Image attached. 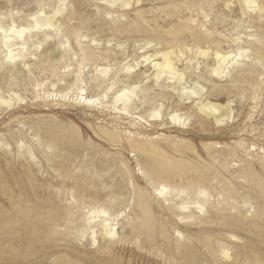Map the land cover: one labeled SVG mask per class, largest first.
<instances>
[{"label": "rangeland", "instance_id": "obj_1", "mask_svg": "<svg viewBox=\"0 0 264 264\" xmlns=\"http://www.w3.org/2000/svg\"><path fill=\"white\" fill-rule=\"evenodd\" d=\"M60 1L64 3L61 6ZM105 1L0 0V264H45L38 257L14 255L31 250L35 241L37 247L48 248L42 237L50 236V225L70 212L69 206L76 213L72 211L71 220L62 221L61 233L50 236L61 240L48 246L72 252V262L80 257L92 262V254L104 242L98 237L93 245L89 231L84 239L78 232L79 224H85L81 215L84 217L98 199L113 204L111 211L121 209L124 213L117 227L119 236L126 235V239L108 243L114 258L121 257L125 264H185L181 259H169L166 252L157 253L161 250L156 246V250H149L150 241L145 236L134 237L133 227L142 220L135 198L139 192L152 203L157 227L162 221L168 222L173 246L189 243L199 252L200 264H264V212H258L259 208L264 210V193L260 191L264 186V0H255L258 9L248 8L241 0H133V5L124 7ZM58 5L62 8L59 15L55 11ZM36 13L55 15L61 34L52 27L28 32L24 56L9 61L2 31L13 23L27 25ZM46 31L52 36L46 37ZM239 48L248 50L247 56L227 67L229 75L214 73L220 67L216 52L237 54ZM199 49H208L209 53L202 55ZM259 50L262 55H258ZM165 51L175 52V65L185 73L184 86L176 91L171 75L157 81L152 67L153 61L163 60L155 54ZM147 54L155 57L147 60ZM105 69V81L98 85L96 80ZM80 76L85 78L83 83ZM195 84L203 88L201 95L187 93L182 97L181 90L186 86V92H191ZM132 87L145 100L136 101L132 115L124 114L112 105L113 98ZM83 94L100 101L87 105ZM205 102L229 104L232 118L218 123L214 116L199 110V104ZM161 105L162 117L152 118L154 108ZM170 113L186 116V125L171 121ZM101 129L153 140L159 149L154 158L161 168L184 176L183 183L176 178L168 185L185 188L184 192L168 191L162 196L158 188L163 182L145 170L146 154L132 151L127 143H112L100 134ZM49 140L61 142L62 146H57H61L57 149L60 153L48 147ZM63 143L74 144L83 152L71 156ZM107 162L110 171L100 179L93 175L92 169ZM55 165L66 168L58 174ZM83 171L88 172L85 181ZM198 176L204 180H196ZM188 180L198 182L189 185ZM112 187L120 192L114 201L108 196ZM198 202L204 206L203 212ZM180 203L187 209H181ZM197 211L207 223L190 216H198ZM219 211L221 218L215 220L214 214ZM135 212L139 213L136 217ZM234 215L243 221L227 222ZM19 219L26 220L34 234L24 227H16V233L11 234ZM69 228L71 234L64 235L62 232ZM202 233L213 239L214 253L196 238ZM161 238L156 235L159 246L163 245ZM224 250L230 253L228 258Z\"/></svg>", "mask_w": 264, "mask_h": 264}, {"label": "bare ground", "instance_id": "obj_2", "mask_svg": "<svg viewBox=\"0 0 264 264\" xmlns=\"http://www.w3.org/2000/svg\"><path fill=\"white\" fill-rule=\"evenodd\" d=\"M65 1V0H64ZM103 1V0H102ZM105 1V0H104ZM107 1V2H106ZM105 2L106 3H109V4H112V5H121V6H129V5H133L136 1L133 2V0H106ZM242 2H244L245 5H247L248 8L250 9H253V8H257L259 3H257V1L255 0H241ZM138 2V1H137ZM139 3V2H138ZM63 1H60L59 2V5H63ZM59 5H58V8H56L57 10L56 13H61L60 11H62L61 7L59 8ZM262 6V5H261ZM203 8V7H202ZM65 9V8H64ZM258 9V8H257ZM261 9V8H260ZM263 9V8H262ZM45 12L44 10H42V13ZM256 13V12H255ZM41 14V13H40ZM208 15V14H207ZM60 20V19H59ZM58 20V21H59ZM28 24L27 25H24L22 27H19L17 24L13 23L12 26L8 29V30H3L2 32V36H1V41L3 42V46L4 48H6L7 50V59L9 61H14L18 58H21L22 56H24V50L27 49V46L29 45V41L28 39L26 38V34L28 32H32V31H37V30H49L51 27L53 28V31L57 34H61V25L60 23L56 22V16H47V17H43V14L41 15H37V13L33 16H31V19L29 21H27ZM44 28V29H43ZM0 29H2V26L0 25ZM134 32V31H133ZM46 37H49V36H52L51 32L50 31H46L45 33ZM150 36V35H149ZM79 35L77 34V39H79ZM253 37V36H252ZM86 39V37H84ZM69 42V41H68ZM98 42V41H97ZM63 43V42H62ZM61 43V46H63V44ZM94 43V41H93ZM99 44V42L97 43ZM187 49V48H186ZM170 50V49H168ZM261 50V49H260ZM259 50V53L258 55H262L261 52ZM163 51V50H162ZM200 54L202 55H206L209 53V50H203V49H199L198 50ZM263 51V50H262ZM181 52V51H180ZM247 53H248V50H245V49H242V48H239L238 50V53L237 54H223V53H219L216 52V60H217V66H220L219 68H217V70H214V73H217V74H223L224 75L228 74L229 73V68H227L229 65L232 66L234 64H238L240 63V59L244 56H247ZM182 54V53H181ZM197 54V53H196ZM148 55V54H147ZM174 55H175V52L174 51H165V52H161V53H157L155 54V56H162V61L161 62H154L152 63V67H154L155 71H156V78H157V81L162 78L164 75H171V79H174L175 82L173 84V87L176 91V89H179L178 87L183 83L184 81V78H185V73H183L182 71H180V69H178L175 65V62H174ZM146 56V55H145ZM154 55L153 56H146L145 59L149 60V59H153V57H155ZM257 57V55H255ZM259 57V56H258ZM257 59H261V58H258ZM247 58V57H246ZM155 60V59H154ZM190 60V59H189ZM24 65H27L26 63H24ZM191 66V65H189ZM28 67V65H27ZM96 67V66H95ZM107 67V66H106ZM98 68V67H97ZM125 68V67H123ZM129 69L133 68L132 66L128 67ZM110 70V69H109ZM120 70V69H119ZM97 71V70H96ZM247 72V71H245ZM248 72H252V71H248ZM108 74V70L105 69L103 70V73H102V77L101 78H98L96 81L98 83V85H101L102 83H104L105 81V77L107 76ZM119 74V73H118ZM131 74V73H130ZM243 74V73H242ZM244 74H247V73H244ZM253 74V72L251 73ZM148 75V74H147ZM229 75V74H228ZM249 75V74H248ZM150 76V75H149ZM244 76V75H243ZM250 76V75H249ZM248 76V77H249ZM116 77V76H114ZM113 77V78H114ZM239 77H242V76H239ZM112 78V79H113ZM155 78V77H154ZM250 78V77H249ZM248 78V79H249ZM242 79V78H241ZM247 79V77L245 78ZM244 79V80H245ZM64 80V79H63ZM168 80V79H167ZM173 80V81H174ZM243 80V79H242ZM240 80V81H242ZM60 81V80H59ZM80 81L83 83L85 81V78L84 77H81L80 76ZM156 81V80H155ZM156 81V82H157ZM248 81V80H247ZM63 82V81H61ZM248 83V82H247ZM193 85V84H192ZM134 86V85H133ZM137 86H140V85H137ZM182 86H184L182 84ZM109 87V86H107ZM136 87V85L134 86ZM113 88V85H111L109 87V89H112ZM136 88L133 89L132 88H125V89H122L121 92L119 93H116L114 98H113V102H112V105L118 109L120 112H123L124 114H131V111L137 107V103L136 101L137 100H145V96L143 98L140 97V95L138 94V92H136L135 90ZM173 89V90H174ZM181 89V88H180ZM107 90V89H106ZM148 90V89H147ZM172 90V89H171ZM186 86L185 88H183L181 91L183 92V95H186L187 93H189L190 95H201L202 91H203V88L198 85V84H195V86H192L191 88V92H186ZM81 91L84 93L85 88H81ZM157 92V91H156ZM105 93V92H104ZM112 93V92H111ZM107 93H105V97H107L106 95ZM86 95V94H85ZM109 95V94H108ZM84 96V94H83ZM148 96V95H147ZM164 96V95H163ZM152 98V97H151ZM19 99V97H18ZM84 99V103H86L87 105H93L94 103L95 104H98L100 99L99 98H88L87 96H84L83 97ZM108 99V98H107ZM155 100V99H154ZM188 100V99H186ZM190 100V99H189ZM12 100L10 101H7V103L11 102ZM198 101V100H197ZM196 103V102H195ZM206 103V102H205ZM231 103V102H230ZM145 104V103H144ZM199 104V103H198ZM111 105V106H112ZM185 105V104H184ZM179 106V105H178ZM179 108V107H178ZM114 109V110H116ZM199 110L200 111H203L205 112L207 115H212L215 117L216 121L218 123L220 122H223L225 120H228V119H231L232 118V111H231V108L228 105L226 106H223V105H220V104H216V103H200L199 104ZM135 112V111H133ZM168 112V111H167ZM170 112V111H169ZM183 114V113H182ZM190 114V113H189ZM132 115V114H131ZM163 115V105L161 106H158V107H155L154 108V113L151 115L152 118H160L162 117ZM132 117V116H131ZM213 117V118H214ZM139 118V117H138ZM169 118V117H168ZM141 119V118H140ZM170 119L171 121L173 122H179V123H182V124H185L186 125V122L185 120H187L186 116L184 117L183 115L179 114V113H174V114H171L170 113ZM203 122V121H202ZM181 125V124H180ZM100 134L102 136H104L106 139H108L109 141H111L112 143L114 144H124V143H127L128 146L131 148L132 151L134 152H139V153H142V154H146V157L145 156H142V157H145L147 159V161L145 160V158L143 160H145L147 162V167H146V172L158 179L159 181L163 182L161 184H159V192L162 196H165L167 195L168 193L170 192H174V191H178V194H182L185 190V188H178V187H174L172 188V186H169V182H171V180H175L176 178H179L180 181L183 183L184 181V176L178 172H175V171H165L161 168L160 166V163L154 158V155L157 154L159 152V149L157 148V144L153 141V140H148L144 137H136V136H132L131 134H125V135H122V134H117V133H114V132H111L109 130H104V129H101L99 130ZM75 135L77 136V134L75 133ZM75 136V137H76ZM100 136V135H99ZM79 137V136H78ZM73 138V137H72ZM64 139V138H63ZM76 140L79 141V139L77 138ZM67 141V140H66ZM47 142V141H46ZM48 142H51V144L49 145L48 144V147H53L56 151L59 147L62 146L61 142H57L56 140H49ZM75 142V141H74ZM83 142V141H82ZM85 142V141H84ZM76 143V142H75ZM80 143H81V140H80ZM79 143V144H80ZM53 144V145H52ZM59 144H61V146L57 147ZM64 144V143H63ZM66 145V148H64L65 152H67V154L69 155H76L77 153L79 154V147H78V151H77V146H76V149H75V145L74 144H64ZM82 145V144H81ZM80 145V146H81ZM88 146V144H86ZM91 145V144H90ZM126 146V147H128ZM74 147V148H73ZM83 147H84V143H83ZM89 147V146H88ZM95 147V145H94ZM98 147V146H96ZM81 148V147H80ZM124 148V147H123ZM20 149V148H19ZM84 149V148H83ZM92 149V147H91ZM96 149V148H95ZM104 149V148H103ZM63 150V149H62ZM82 151V150H81ZM80 151V152H81ZM87 151V150H86ZM106 151V150H104ZM55 152V151H54ZM60 153V151H57ZM57 152L55 153H52L56 156ZM83 152V151H82ZM95 152V151H94ZM98 152V151H97ZM101 152V151H100ZM103 152V151H102ZM108 152V151H107ZM63 153V152H62ZM66 154V153H65ZM65 154H62L63 156ZM77 154V155H78ZM95 154V153H94ZM97 154V153H96ZM110 154V153H109ZM116 154V153H115ZM117 154H120V153H117ZM136 154V153H135ZM141 154V155H142ZM60 155V154H59ZM81 155V153H80ZM114 155V154H113ZM121 155V154H120ZM123 155V154H122ZM121 155V156H122ZM58 156V155H57ZM68 156V155H67ZM79 156V155H78ZM92 156V155H91ZM137 156V155H136ZM140 156V155H139ZM50 158V156H48ZM65 157V156H64ZM111 157L112 154H111ZM52 158V157H51ZM50 158V159H51ZM56 158V157H55ZM93 158V157H92ZM91 158V159H92ZM140 158V157H139ZM138 158V159H139ZM115 159V157H114ZM68 160V159H67ZM65 160V161H67ZM78 160V159H77ZM87 160V159H86ZM94 160V159H93ZM142 159H140V162ZM144 161V163H145ZM51 162H55V161H51ZM68 162H70L68 160ZM73 162V161H72ZM91 161H89L90 163ZM94 162V161H93ZM96 162V160H95ZM98 162V161H97ZM105 162V160H104ZM111 162V161H110ZM115 162V161H114ZM99 163V162H98ZM143 163V162H142ZM96 164V163H95ZM103 164V163H101ZM100 164V165H101ZM116 164V162H115ZM164 164V163H163ZM57 165V164H56ZM55 165V172H57L58 174H61L63 172V166H59L57 167ZM97 165V164H96ZM99 165V164H98ZM145 165V164H143ZM54 166V165H53ZM84 167V165H83ZM82 167V168H83ZM117 167V166H116ZM66 168V167H65ZM86 168V167H85ZM94 168V167H93ZM114 168V167H113ZM112 168V169H113ZM84 170V169H83ZM91 170V169H90ZM82 171V170H81ZM92 171L94 172L93 175H95L96 177H98L100 179V177H102L106 172L110 171V167L108 166V162L106 164H104V166H101L99 168H95V169H92ZM88 172H84L82 173V176H83V179L86 177V174ZM91 174H89L90 176ZM251 175L253 176V174L251 173ZM88 176V175H87ZM92 177V176H91ZM88 178V177H87ZM86 179H84L85 181ZM198 181H203L204 178L202 179L201 176H198L197 179ZM197 181V182H198ZM197 182H195L194 180L193 181H190L188 180V184L189 185H195ZM92 183V182H91ZM85 184V183H84ZM81 185V184H79ZM171 185V184H170ZM191 186H188L186 188H190ZM82 188V187H81ZM260 188V187H259ZM81 190V189H80ZM113 187H112V191L109 192L108 196H110V200L114 201L116 200V198H118L117 194L120 193L116 190H114ZM260 190V189H259ZM170 191V192H168ZM201 193L202 194H206V191L205 190H201ZM262 193H264V186L261 187V190H260ZM118 192V193H117ZM98 195V194H97ZM96 195V196H97ZM263 195V194H262ZM261 197V196H260ZM98 198V197H97ZM136 200H137V205H138V212H140V215L138 218H141V222H139L138 224H136L134 227H133V231L135 232L134 233V237L136 239H141L142 237H146L147 239H149V244H148V248L149 250H151L152 248L155 249V246L157 248H159L161 251L157 250L156 252L157 253H163V252H166L165 256H168L169 259H181L183 262H185V264H200V263H203L201 260H199V257H198V254H197V249H193L190 247V244L189 243H177L175 246H173L172 244V241L171 238L169 237V234H168V230L167 229V224L168 222H163L160 224L159 227H157V221L153 218V213H152V203L150 202V200L148 199L147 195L145 193H137L136 194ZM167 200V198H165ZM103 199H98L97 203H94L93 206L89 207V209L87 210V213L85 214V216L83 217V215H81V218L85 220V224L83 223L82 227H81V224H79V227L81 228V230L78 232L79 236L83 237V239L87 236V233L89 231V233H91V237H92V242H93V245H96L97 244V239L98 237H100L102 239V242L103 245L102 246H99L98 247V250L93 253V257L92 258H95L92 262L90 261H85L84 260H81V257L80 259H77L76 262H72V257H70V252L71 250H68L70 253L66 252L67 253H64L63 250H59V251H55L56 248H52L50 246H48V244H51L53 245L52 243H55L59 240H61L60 237H56V239L52 240L51 237H53L55 234L57 233H61V230L60 228L64 225V223L62 221L64 220H71L70 219V215L72 214V207L69 206V208L71 210H69L70 212H66L65 215H61V218L60 219H57V220H54V223L50 225V228H49V237H45L43 236L41 242L42 243H45V245L48 247V248H39L37 247V243L38 241H35L34 242V246L31 250H25L23 252H20L18 251L15 255H14V258L15 256L17 257L18 255L21 256V254L23 255L24 258H28V257H38L39 259H41V262L45 263V264H48V260H51L52 264L55 263V264H125L124 261L120 258H114L113 257V250L110 248V246H108L109 244L108 243H114L115 242H121L123 241L124 239H126V235H123V236H119V229L120 227H117V224H119L118 220L120 217H122V215L124 214L122 212L121 209L119 210H115V211H111V207H114L112 206L111 204H105L104 200L102 201ZM165 200V201H166ZM106 202H110V201H106ZM121 202V201H120ZM245 204H250L249 200L248 199H244L243 201ZM102 203V204H101ZM98 204H100V206H98ZM119 204V203H118ZM117 204V205H118ZM181 204V203H180ZM198 206L200 207V212H203L205 209H204V206L202 204H200L199 202L197 203ZM121 205V203L119 204ZM81 204L79 203L76 207H80ZM109 206V207H108ZM173 207V206H172ZM181 209H187V206L186 204H181L179 206ZM118 207H116L117 209ZM125 208V207H124ZM171 208V206H170ZM115 209V208H114ZM126 209V208H125ZM124 211V209H123ZM126 211V210H125ZM183 211V210H182ZM261 211L264 212V210H261L259 208V213H261ZM75 212V211H73ZM137 212V213H138ZM257 212V213H258ZM33 213V212H32ZM76 213V212H75ZM136 212L133 213L134 216L136 217L138 214ZM178 213V212H176ZM236 213V212H235ZM79 214V213H77ZM81 214V213H80ZM79 214V216H80ZM83 214V213H82ZM197 214L198 216H195V214L191 213L190 216H192L194 219H196L197 221H199L201 224L202 223H207L208 220L206 219V217L204 216H201V214H199V212L197 211ZM264 214V213H263ZM237 215V214H236ZM234 215L232 218H228L227 219V222H229L230 224L231 223H236V222H241L243 221V219H240L239 216H236ZM257 215V214H256ZM262 215V214H261ZM73 216V215H72ZM178 216V215H176ZM179 216L182 218V219H185V215L183 213H179ZM189 216V217H190ZM264 216V215H263ZM219 217L221 218V212H216L214 214V219L217 220L219 219ZM258 217V216H257ZM66 218V219H64ZM75 218V217H73ZM125 218V217H123ZM249 219V217H248ZM259 219V218H258ZM74 220V219H73ZM83 220V222H84ZM121 220V219H120ZM138 220V219H137ZM180 220V219H179ZM251 220V219H250ZM76 221V220H75ZM129 221V220H128ZM140 221V219H139ZM175 221V220H174ZM219 221V220H218ZM73 222V221H72ZM132 222V221H131ZM247 222V221H246ZM79 223H82V222H79ZM185 223V222H184ZM187 224V223H186ZM228 224V223H227ZM243 224H247V223H244ZM170 225V223H169ZM77 226V224H76ZM17 227L20 228V227H24L25 229L28 230V233L30 235L34 234L32 232L33 228L30 229V226H28V223L26 220L24 219H19L16 221L15 225L13 226V230H11V234H15L17 229L15 230V228ZM71 227V226H70ZM74 227V226H73ZM122 228H124V226H121ZM75 228V227H74ZM259 229V228H258ZM15 230V231H14ZM71 228H69V230H67L68 232H62L64 233V235H70L71 232H70ZM77 232V231H76ZM75 232V233H76ZM204 233V232H203ZM202 233L199 234V235H196V238L199 237V240L201 239L202 243L207 251L209 253H214L215 252V246H214V242H213V239L209 236L204 235ZM159 235L161 236L162 240H163V245L159 246L157 245V242L155 240L156 238V235ZM259 234V233H258ZM118 236V237H117ZM189 237V235H187ZM75 237V236H73ZM211 238V239H209ZM262 238V237H261ZM263 239V238H262ZM18 240H22V237H19ZM191 240V238H190ZM193 240V239H192ZM69 241V240H68ZM191 242V241H189ZM70 243V242H68ZM256 243V242H255ZM66 244V243H64ZM192 244V243H191ZM113 245V244H111ZM197 245V244H196ZM258 245V244H257ZM67 247V244L64 245ZM63 246V247H64ZM45 247V246H44ZM51 249H50V248ZM64 247V248H66ZM69 247V246H68ZM78 247V245H77ZM110 247V248H109ZM190 247V248H189ZM194 247V246H193ZM196 247V246H195ZM217 247V246H216ZM109 248V249H108ZM67 249V248H66ZM73 249V248H72ZM75 249V248H74ZM77 249V248H76ZM79 250V248H78ZM89 250V249H88ZM94 250V249H92ZM153 250V249H152ZM65 251V249H64ZM77 251V250H75ZM206 251V252H207ZM199 253V252H198ZM75 254V252H74ZM81 254V253H80ZM89 254V253H88ZM87 254V255H88ZM111 254V255H110ZM223 254L228 258L230 253L227 251V250H224L223 251ZM73 255V254H72ZM82 256V255H81ZM89 256V255H88ZM31 257V258H32ZM65 257V259H64ZM74 258V257H73ZM84 258V257H83ZM82 258V259H83ZM87 258V256H86ZM75 260V259H74ZM90 260V258H89ZM40 261V260H39ZM216 262L214 261V264ZM129 264V263H128Z\"/></svg>", "mask_w": 264, "mask_h": 264}]
</instances>
